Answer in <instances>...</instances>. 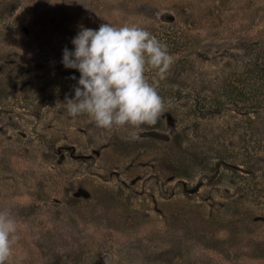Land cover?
Returning a JSON list of instances; mask_svg holds the SVG:
<instances>
[{
  "label": "rangeland",
  "instance_id": "rangeland-1",
  "mask_svg": "<svg viewBox=\"0 0 264 264\" xmlns=\"http://www.w3.org/2000/svg\"><path fill=\"white\" fill-rule=\"evenodd\" d=\"M103 23L173 56L154 125L67 114ZM0 210L8 264H264V0H0Z\"/></svg>",
  "mask_w": 264,
  "mask_h": 264
},
{
  "label": "clouds",
  "instance_id": "clouds-1",
  "mask_svg": "<svg viewBox=\"0 0 264 264\" xmlns=\"http://www.w3.org/2000/svg\"><path fill=\"white\" fill-rule=\"evenodd\" d=\"M71 43L74 50L65 47L61 61L65 68L80 73L74 97H65L70 117L86 114L105 130L157 122L165 102L145 73L151 68L165 78L174 62L165 43L135 24L108 23L98 29L81 26ZM18 232L11 212L0 210V264H8L13 257L21 239Z\"/></svg>",
  "mask_w": 264,
  "mask_h": 264
}]
</instances>
